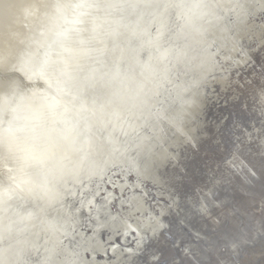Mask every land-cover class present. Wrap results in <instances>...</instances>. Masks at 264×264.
<instances>
[{
	"label": "water",
	"instance_id": "1",
	"mask_svg": "<svg viewBox=\"0 0 264 264\" xmlns=\"http://www.w3.org/2000/svg\"><path fill=\"white\" fill-rule=\"evenodd\" d=\"M83 1L85 6L89 5L87 9L100 17L102 22L93 19V23L87 29L82 25L78 26L80 23L72 25L70 32H75L78 28L77 31L81 33L85 45L83 50L88 48V51L83 52L84 56L78 58L82 61L75 73L76 96L73 95L75 102L79 103L77 106L81 108L79 113L83 118L79 119L74 114L64 112L58 129L60 133L68 131V140L64 146L60 145L62 149L77 148L78 151L73 156L76 157L80 153L82 157L78 160L87 159L85 164L89 165V168L94 164L92 160L97 157L96 151L100 154L103 140L114 146L120 145L123 154L131 155L141 167V170L129 171L126 176L127 185L139 181L141 188L147 192L143 196V203L147 208L143 213L137 212V215L144 216L149 211H155L157 215L155 203L163 204L167 211L161 216L164 225L154 232L146 229L143 238L133 229L123 232L118 219L112 220L111 217L118 212L119 202L126 203L128 200L130 187L127 186L122 192L115 187L114 201L103 204L94 217L104 225L98 238L105 244L106 251H99L95 247L98 238L92 241V244L71 239V248L77 254L80 247L86 248H80L84 251L82 257L85 258L86 264L102 260L113 261L120 251L123 252L120 264H264V235L235 237L239 250L229 252L225 246H220L224 238L213 237L210 224L200 214L203 200L209 207L213 200L225 203L226 214L240 221L247 219L250 223L253 221L251 217L253 213L258 211L260 214L261 209L247 205L238 182L232 181L234 177H229V172L225 168L238 143L234 127L250 119L246 112H241L239 103L234 101L232 103L228 99L225 101V96L213 101L201 99L198 103L200 106L203 103V106L194 110V106L191 108L190 104L187 105L189 107H186V103L183 104L188 97L185 96L186 93L184 95L180 92L182 78L187 71L193 69L189 67L193 65L197 67L199 62L210 61L208 54L212 50L206 46L207 44L204 45L203 41L211 37L213 30L219 28L218 20L226 18L222 8L232 5L239 10V5H243L246 0ZM112 9L115 10V14L111 15L113 18L108 19ZM231 11L227 15L226 23L230 28L237 19L236 11L234 9ZM94 41H101L102 44L96 46ZM119 45L124 49L123 54L128 52L132 55V62L128 64L121 62L123 54L120 57L115 51ZM251 57L252 72L254 74L259 72L264 76V58L256 48L251 49ZM104 86L107 89L102 94L99 89ZM92 92H94L92 95L85 97ZM181 104L184 105L183 116H176L174 122L165 121L159 133L160 139H155L157 129L153 115L157 112L165 113L174 107L178 110ZM62 108L63 106L55 107V110ZM90 110L93 112H89ZM93 113L95 115H92ZM79 126L81 129L74 131ZM180 128L186 129V134H182ZM15 130L19 132L18 134L22 132L17 128ZM75 135H80V138L73 140ZM18 140L0 134V158L13 163L20 149ZM90 149L93 151L84 157L83 152ZM164 149L167 152L166 156L163 154L162 162L151 160L150 153H162ZM166 158L167 161L164 162ZM46 166L48 170L53 171V164L46 163ZM89 171L91 172L89 169L87 172L82 171L78 176L70 174L65 184L62 180L61 186L55 188L57 192L55 197L60 199L57 197L60 195L64 200H73L71 192L67 189L68 185L75 189L83 185L86 191L93 182L92 177L88 175ZM149 172L153 179L159 177L160 187H157L159 184L152 178L142 177ZM41 173L40 176H47L44 172ZM121 175H118L120 182L125 180ZM79 177L81 178L78 179ZM225 179L230 180L229 185L222 181ZM216 181L220 182L216 184ZM156 190H162V194H158ZM134 191L135 194H142L140 188ZM206 191L211 195L206 194ZM8 193L9 191L6 193V206L3 209L12 216V220L6 229L21 231L24 228L19 221V215H25L29 222L38 221L41 226L43 222L47 223L43 216L40 215L39 219V207L34 208L32 204H26L20 194L14 197ZM158 195L161 197H157ZM127 207V204H123L121 209L125 212ZM50 214H53L52 220H56L61 226L63 222L60 216L52 210ZM261 215H264L263 210ZM98 220L92 222L93 226L89 229L83 226L87 234H92V229L96 226L94 224H97ZM261 221L264 233V218ZM36 224L37 222L33 223V226ZM100 227L102 226L99 225V229ZM0 228L2 229L1 226ZM3 231L4 229L1 231V238L9 240L11 233L9 232V237H6ZM227 233L224 236H228V240L232 239ZM247 233H251V230ZM32 237L36 239V236ZM250 239L254 244L242 245ZM35 241L26 242V247L21 245V249L12 252L10 264H27L29 259L25 258H28V252L35 248ZM110 245L114 246L111 248ZM126 247L133 249L135 254L129 256L125 252ZM78 259L80 258L77 255L76 260ZM1 261V264L7 263ZM31 261V264H35L33 260Z\"/></svg>",
	"mask_w": 264,
	"mask_h": 264
},
{
	"label": "bare ground",
	"instance_id": "2",
	"mask_svg": "<svg viewBox=\"0 0 264 264\" xmlns=\"http://www.w3.org/2000/svg\"><path fill=\"white\" fill-rule=\"evenodd\" d=\"M87 7L89 5L85 6L83 0H0V134L15 137L19 139L18 144L20 143L19 152L15 155L13 163L0 158V226L2 227L0 228V261L4 260L6 264L10 258L12 259V252L21 249V245L26 247V242L34 243L35 240V248L29 251L28 258H25V260L29 259L30 264L31 260L35 264H86L85 258L82 257L84 251L80 250L86 248L80 247L77 254L71 248L70 240L92 244V241L102 234L104 225L94 217L103 204L114 201L115 187L119 188L120 192L127 186L130 187L129 197L127 195L129 201L127 200L126 203L120 201L118 212L111 217L112 220L118 219L123 232L133 229L143 238L146 229L154 232L164 225L161 216L166 213L167 208L161 203L154 204L157 215L155 211H149L144 216L137 215V212L143 213L147 208L143 203V196L147 192L146 189L141 188L139 181L127 185L126 176L129 171L135 172L141 170V167L131 155L123 154L120 145L114 146L103 140L100 154L96 151L97 157L92 160L94 164L91 168L85 164L87 159L78 160L82 157L80 153L76 157L73 156L78 151L77 148L62 149L60 145L64 146L68 140V131L60 133L58 129V123L64 117V112L74 114L79 119L83 118L79 113L81 108L77 106L79 103L74 100L77 80L75 73L81 66L82 59L78 60V58L84 56L83 52L88 51V48L83 50L85 45L81 33L77 31L78 28L75 32H70L72 25L80 23L78 26L82 25L87 29L93 23V19L102 22L100 17ZM233 9L236 11L237 19L230 28L226 25L227 15ZM263 10L264 0H246L243 5H239V10L232 5L224 6L222 11L226 18L218 20L219 28L213 30L211 37L203 41V44H207L206 46L212 50H209L208 54L210 61L199 62L197 67L190 66L189 68L193 69L185 73L181 82L182 87L180 86L181 94L186 93L185 96L188 97L183 102L186 103V107L190 104L191 108L194 106V110H198L203 106V103L201 106L198 103L201 99L213 101L225 96V101L228 99L239 103L241 112H246L250 119L234 127L238 143L225 168L229 172V177H234L232 181L238 182L247 205L261 209L260 214L258 211L253 213L251 215L253 221L249 223L247 219L240 218L242 220L240 221L228 216L223 202L213 200L209 207L203 200L200 208L201 216L210 224L213 237L222 236L224 240L220 246H225L229 252L239 250L235 237L264 235L263 221H261L264 218V215H261L262 210L264 212V76L259 72L256 73L257 75L252 72V61H250L253 57H251L253 48H256L264 58ZM109 13V17H105L111 19L115 10L112 9ZM69 26L70 29L67 28ZM101 44V41H94L96 46ZM120 47V45L119 48L116 47L115 51L121 57L124 49ZM132 60V55L126 52L121 62L128 64ZM105 89L106 86L99 90L103 94ZM81 98L84 100L83 96ZM183 104L179 107L181 110H175L174 107L166 110L165 113L157 112L153 115L157 129L155 139H160L159 133L165 121L174 122L176 116H183ZM60 106H63L61 110H55V107ZM16 128L22 130L21 134L15 132ZM80 129L81 126L76 127L74 131ZM181 130L180 128L182 134H186V129ZM75 136L73 140L80 138V135ZM92 151L93 149L83 152L84 157L90 155L89 152ZM166 152L167 150L164 149L162 153H150L151 160L155 159L159 163V160L164 158L163 154L166 156ZM166 161L167 158L164 162ZM46 163L53 164V171L48 170ZM88 169L91 170L88 175L92 177L93 182L86 191L83 185L77 189L68 185L67 189L71 192L73 200H64L60 195L57 196L60 199L55 197L57 193L55 188L61 186L62 180L65 184L70 174L78 176ZM41 172L47 176H40ZM119 174L125 178L124 181L118 180ZM142 177L153 179L151 172ZM153 180L159 184L157 187H160L159 177ZM222 181L229 185L230 180ZM219 182L216 181V184ZM137 186L141 189V195L135 194L134 190L138 189ZM8 191V194L14 197L20 194L26 204H32L34 208L39 207L38 217L43 216L47 223L43 222L41 226L38 221L29 222L25 215H19V221L24 228H20L21 231L6 229L5 227L8 228V223L12 220V216L3 209L6 206ZM156 191L162 194V190ZM206 194L211 195L209 191H206ZM123 204L128 205L125 212L121 209ZM50 210L60 216L63 222L61 226L56 220H52L54 218L53 214L49 215ZM97 220L99 222L94 224L96 226L93 227L92 234H87L83 226L89 229L93 226L92 222ZM35 222L37 224L34 227ZM99 225L102 226L100 229ZM247 226L251 233H247L250 231ZM3 229L6 237H9V232L11 233L9 240L1 238ZM226 233L232 239L228 240V236H224ZM33 235L36 239L32 237ZM251 241L253 240L250 239L242 245L254 244ZM94 245L99 251H106L105 244H102L99 238ZM125 252L129 256L135 254L130 247H126ZM76 254L80 259L76 260ZM122 254L123 252H118L113 261H94L92 264H120Z\"/></svg>",
	"mask_w": 264,
	"mask_h": 264
}]
</instances>
